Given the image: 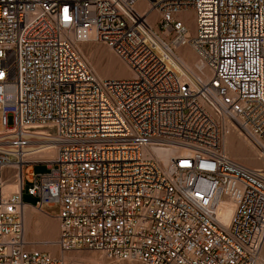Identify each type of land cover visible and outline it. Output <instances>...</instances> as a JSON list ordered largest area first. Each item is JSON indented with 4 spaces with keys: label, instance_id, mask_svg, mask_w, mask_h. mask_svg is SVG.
<instances>
[{
    "label": "built area",
    "instance_id": "1",
    "mask_svg": "<svg viewBox=\"0 0 264 264\" xmlns=\"http://www.w3.org/2000/svg\"><path fill=\"white\" fill-rule=\"evenodd\" d=\"M86 42L133 76L99 78ZM184 47L200 67L170 60ZM0 117L16 150L33 130L58 146L51 161L0 151V264H65L27 240L26 207L44 206L58 208L63 253L260 264L264 170L222 145L237 133L264 149V0H0ZM36 165L50 171L26 173ZM10 179L18 194L5 192Z\"/></svg>",
    "mask_w": 264,
    "mask_h": 264
},
{
    "label": "rangeland",
    "instance_id": "2",
    "mask_svg": "<svg viewBox=\"0 0 264 264\" xmlns=\"http://www.w3.org/2000/svg\"><path fill=\"white\" fill-rule=\"evenodd\" d=\"M147 6H141V9H146ZM150 23L152 25H156V23L159 20V15L156 12H153L149 16ZM181 19L186 21L190 27H193L194 23V17L192 11L183 12L181 14ZM90 43V42H89ZM82 44L80 46L81 52L83 53L84 57L88 61L89 65L94 69L96 74H102L105 73L107 70V64L108 61H110L111 70H109L106 74L108 77H102V78H112V79H125V78H131L132 72L128 69L126 64L117 58L113 52L104 44L101 43H93L92 44ZM101 48L109 50L111 55L118 60L120 63H118L115 59L110 57L105 51H103ZM180 48L177 50L176 55L177 56H184L186 59H192L193 55H195L194 64L199 63V58L197 55L192 51H189V49ZM100 55V56H99ZM195 67H193L194 69ZM102 76V75H101ZM4 127L2 126L1 117H0V131H2ZM229 139V142L232 144V147H226L225 152L230 155L231 157L238 159L240 161H243L245 163H248L254 167H257L259 169H264V158L261 157L260 150L258 148L252 149V147H249V144L243 143V138H240L239 136L235 135V133H231L230 135H227L223 140L224 141ZM250 143V142H249ZM222 145V149H223ZM237 148L241 151H238ZM35 172L36 174H46L50 170L47 168L46 165H36V166H30L26 169V173L30 174L31 172ZM16 183H10L7 186V189H11L12 191H15ZM29 186V182H28ZM24 203L34 205L36 203V199L30 196L27 192L24 193L23 196ZM44 211H46L47 216L46 219H52L53 223L55 224V228L57 230V236L54 239V242L57 240L60 232V221L57 218L58 214V208L57 207H49L44 206ZM34 214L38 215V212L33 209ZM32 218L28 219V222L30 223ZM34 222H37L36 218L33 217ZM40 224L37 223L32 226V228L29 230V232H38L40 230ZM27 240L31 243H34L31 245V248L37 249V250H43L48 251L49 253L53 254L57 258H61L65 264H142L137 262H115L107 259L104 255L101 253L90 251V250H79V251H71L68 253H65L66 259L62 258L60 255L59 250L57 247L47 245L46 248L42 249L40 247L45 246L42 243L46 242L48 238H46L45 232L40 234L39 236H34V234H30V237L26 234ZM43 241V242H39ZM40 243V244H37ZM262 254V253H261ZM264 259V258H263Z\"/></svg>",
    "mask_w": 264,
    "mask_h": 264
},
{
    "label": "bare ground",
    "instance_id": "3",
    "mask_svg": "<svg viewBox=\"0 0 264 264\" xmlns=\"http://www.w3.org/2000/svg\"><path fill=\"white\" fill-rule=\"evenodd\" d=\"M147 9H149L148 7L146 9H144V11H146ZM153 13V12H150L148 13V19H149V16L150 14ZM150 21V19H149ZM152 25V24H151ZM154 26V25H152ZM89 42H86V43H82V44H87ZM94 43V42H93ZM81 44V45H82ZM89 44H92V42H90ZM80 45V46H81ZM79 46V48H80ZM185 49H188V48H185ZM191 49V48H190ZM192 50V49H191ZM80 51H81V48H80ZM112 51V50H111ZM190 51V50H189ZM193 51V50H192ZM194 52V51H193ZM195 53V52H194ZM83 54V53H82ZM114 54V53H113ZM196 54V53H195ZM197 55V54H196ZM117 57V56H116ZM198 57V56H197ZM118 58V57H117ZM169 58L170 60L177 66V67H180V66H184V67H188V68H191L193 69V67L197 68V67H200L201 65V62H200V59H199V63H195L194 64V60L196 59L195 58V55H193L192 59H186L184 56H177L176 53H173L171 55H169ZM199 58V57H198ZM127 66V65H126ZM128 67V66H127ZM111 65H110V61H108V64H107V71L105 73H102V74H97L99 78L101 79H104L102 77H108V75L106 74L109 70H111ZM129 69V67H128ZM94 70V69H93ZM130 70V69H129ZM131 71V70H130ZM132 72V71H131ZM102 75V76H101ZM133 76V74H132ZM205 77H209V73L206 71L205 73ZM31 132H34V133H31L33 134L34 136H29V137H26V141L29 142V144L27 143H24V146L20 147V150H16L15 147L12 146L13 144V139H10V138H5L4 136H6L8 134V132H3V131H0V151L1 150H11L13 152H16L20 159V163L24 161V158H27L31 161H40V160H48V161H51L55 158L56 156V150H57V145L55 144H52V143H49V144H45L44 142H48L47 139H44L40 136H44V135H50V131H47V130H42V131H39V130H33ZM231 134V133H230ZM228 134V135H230ZM235 135L239 136L240 138H242L239 134L235 133ZM244 139V138H243ZM246 140L247 139H244L243 142L246 143ZM250 142V143H249ZM11 144V145H10ZM247 144H249V147L251 146L252 149L254 150V148H258V150H260V154H261V157L264 158V149H260L258 146H256L253 142H251L250 140H247ZM10 146V147H9ZM232 147V144L229 142V139L225 140L224 141V145H223V154H225L226 156H228L230 159L246 166V167H249L253 170H264V169H259L257 167H254L248 163H245L243 161H240L238 159H235L233 157H231L230 155H228L226 152H225V149L226 147ZM238 151H240L238 148H237ZM241 153V151H240ZM163 156H160V158H162ZM10 183H16L15 186H16V189L15 191H12L11 189H7V186H10L8 184ZM5 192L7 193V195H13V194H18L20 192V183H19V180H16L15 179H10V181L6 184L5 186ZM228 192H232L234 193V195L236 196V198L239 197L240 193H241V190L239 188V186L236 184V183H231L228 187ZM28 207H26L27 209ZM31 208V207H30ZM34 209V208H32ZM35 211L37 212H41V210H38V209H34ZM38 222H34L33 220V217L30 221V223L28 224L26 222V210H25V232L29 231L33 225L37 224ZM58 240V239H57ZM44 242L42 243L43 245L47 246H51L50 244H52V246H55L57 247V249L59 250L60 252V256L62 258H65L66 259V256H65V253H63L59 247L56 245V242ZM30 242V241H29ZM34 244V243H32ZM37 244H40V243H37ZM264 248L262 250V254H261V257H260V264H264Z\"/></svg>",
    "mask_w": 264,
    "mask_h": 264
},
{
    "label": "crops",
    "instance_id": "4",
    "mask_svg": "<svg viewBox=\"0 0 264 264\" xmlns=\"http://www.w3.org/2000/svg\"><path fill=\"white\" fill-rule=\"evenodd\" d=\"M191 52H192V50L189 48V47H187ZM103 51H105L110 57H112L113 59H115L112 55H111V53L109 52V50H106V49H103V48H101ZM100 56V55H99ZM116 60V59H115ZM118 63H120L118 60H116ZM121 64V63H120ZM243 143H245V142H243ZM246 144V143H245ZM47 212H45V211H41V212H38V215H36V214H34V212H33V209L32 208H30V207H28L27 209H26V222L29 224V222H28V219L29 218H32V217H35L36 218V220H37V222L40 224V230L38 231V232H29V231H27L26 232V234L28 235V237H30V234H34V236H39L40 237V234H42L43 232H45V235H46V238H48L47 239V241L46 242H54V239L56 238V236H57V230H56V228H55V224L53 223V220L52 219H49V220H47L46 219V216H47V214H46ZM59 237V236H58ZM58 239V238H57ZM39 242H43V241H39ZM47 246H42V247H40V248H42V249H44V248H46Z\"/></svg>",
    "mask_w": 264,
    "mask_h": 264
}]
</instances>
